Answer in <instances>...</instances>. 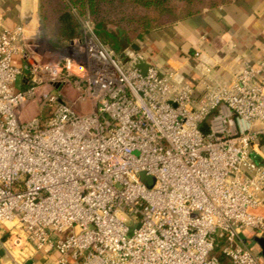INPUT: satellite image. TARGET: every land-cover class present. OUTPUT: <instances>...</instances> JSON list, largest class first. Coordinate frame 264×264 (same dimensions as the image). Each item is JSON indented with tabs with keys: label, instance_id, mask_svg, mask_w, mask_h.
<instances>
[{
	"label": "built area",
	"instance_id": "built-area-1",
	"mask_svg": "<svg viewBox=\"0 0 264 264\" xmlns=\"http://www.w3.org/2000/svg\"><path fill=\"white\" fill-rule=\"evenodd\" d=\"M81 29L53 61L41 27L0 30L5 264H264L247 241L264 237V54L218 83L203 62L195 82Z\"/></svg>",
	"mask_w": 264,
	"mask_h": 264
},
{
	"label": "crops",
	"instance_id": "crops-1",
	"mask_svg": "<svg viewBox=\"0 0 264 264\" xmlns=\"http://www.w3.org/2000/svg\"><path fill=\"white\" fill-rule=\"evenodd\" d=\"M0 17V30L25 25L28 34H33L41 27L40 0H0ZM136 51L162 70L177 71L187 80L197 82L201 76L200 64L206 62L213 67V83L227 81L245 61L258 62L263 57L264 0H236L226 6L204 8L151 32ZM197 52L201 53L200 57ZM257 151L264 160V142L257 146ZM257 212L264 214V209ZM252 238L247 237V241ZM5 239H9L8 235ZM2 249L0 264H5L9 256ZM14 251L19 255L17 248ZM58 256L57 252L48 255L37 252L25 264L29 261L54 264Z\"/></svg>",
	"mask_w": 264,
	"mask_h": 264
},
{
	"label": "trees",
	"instance_id": "trees-1",
	"mask_svg": "<svg viewBox=\"0 0 264 264\" xmlns=\"http://www.w3.org/2000/svg\"><path fill=\"white\" fill-rule=\"evenodd\" d=\"M236 0H40L42 28L55 46L81 35V19L116 54L140 50L151 32L191 17L204 8ZM205 130H208L206 127ZM222 259L223 256H221Z\"/></svg>",
	"mask_w": 264,
	"mask_h": 264
},
{
	"label": "rangeland",
	"instance_id": "rangeland-1",
	"mask_svg": "<svg viewBox=\"0 0 264 264\" xmlns=\"http://www.w3.org/2000/svg\"><path fill=\"white\" fill-rule=\"evenodd\" d=\"M209 0H207L208 2ZM41 29L43 34L45 35L46 39L48 40V44H50L52 46V51L50 53H47L46 57L44 60H56L58 57V53L60 51H62L63 49H65L69 43L68 42H63L61 44H57V46L53 45L50 41V39L47 37V35L45 34L43 28H42V24H41ZM82 31V29H81ZM132 48V47H129ZM134 49V48H132ZM119 57H123L120 56L119 54H117ZM18 86H20V84H18ZM53 109H51L49 106H47L46 101L41 102V104H36L34 102H32L30 105H27V107L23 110L22 114H21V118L22 119H28L33 117L34 115H36L37 113H41L43 116L48 117L50 114H52ZM141 179L146 182L148 185H152L153 183V178L150 176H147L145 173H142L141 175ZM252 240V239H250ZM252 246V248L257 251H259V246L257 245L256 242H251L250 244Z\"/></svg>",
	"mask_w": 264,
	"mask_h": 264
},
{
	"label": "water",
	"instance_id": "water-1",
	"mask_svg": "<svg viewBox=\"0 0 264 264\" xmlns=\"http://www.w3.org/2000/svg\"><path fill=\"white\" fill-rule=\"evenodd\" d=\"M32 40H29V42H31ZM123 62L127 63L130 62L132 63L135 67L141 69L143 72H146L147 68L150 65V62L148 60L142 59L140 58L135 49L132 48H128L127 51L125 52V55L123 57ZM251 242H256L257 245L259 246V251L261 256L264 258V237H258L255 236L254 238H252V240L249 242V244H251ZM27 264H32L31 261H29Z\"/></svg>",
	"mask_w": 264,
	"mask_h": 264
}]
</instances>
